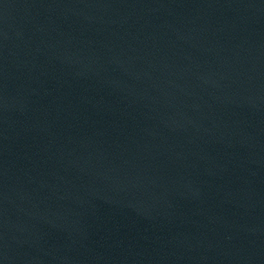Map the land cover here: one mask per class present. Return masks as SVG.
I'll return each instance as SVG.
<instances>
[{
	"label": "water",
	"instance_id": "1",
	"mask_svg": "<svg viewBox=\"0 0 264 264\" xmlns=\"http://www.w3.org/2000/svg\"><path fill=\"white\" fill-rule=\"evenodd\" d=\"M0 264H264V0H0Z\"/></svg>",
	"mask_w": 264,
	"mask_h": 264
}]
</instances>
